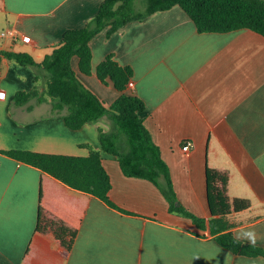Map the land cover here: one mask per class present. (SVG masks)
Wrapping results in <instances>:
<instances>
[{
	"label": "crops",
	"instance_id": "obj_1",
	"mask_svg": "<svg viewBox=\"0 0 264 264\" xmlns=\"http://www.w3.org/2000/svg\"><path fill=\"white\" fill-rule=\"evenodd\" d=\"M104 0H0V31L13 27L31 36L3 38L0 50L31 53L38 62L60 43L67 29L85 26ZM93 72L72 64L83 82L110 105L120 94L103 82L98 64L112 53L133 68L128 91L145 102L142 115L168 163L180 202L211 217L207 168L228 174L230 199L251 206L229 216L233 233L253 231L264 245V35L250 28L199 32L179 5L129 22L110 36L92 40ZM44 74L7 57L0 73V264H264V256L233 253L191 218L171 212L157 185L127 176L113 155L103 151L112 187L110 198L59 184L70 199L86 205L71 249L52 232L37 229L42 170L2 150L87 155L102 150L99 129L108 117L79 129L68 127L67 109L53 100L32 98L16 104L18 90H44ZM191 143L189 150L183 145ZM249 242L248 240H244Z\"/></svg>",
	"mask_w": 264,
	"mask_h": 264
},
{
	"label": "trees",
	"instance_id": "obj_2",
	"mask_svg": "<svg viewBox=\"0 0 264 264\" xmlns=\"http://www.w3.org/2000/svg\"><path fill=\"white\" fill-rule=\"evenodd\" d=\"M181 6L195 22L199 32H225L250 28L264 35V0H104L96 15L85 25L67 29L63 38L41 62L29 52L0 50V73L5 56L35 69L36 80L44 74V90L35 85L30 90L15 93L16 104L37 97L39 102L48 95L56 112L67 109L63 117L68 127L79 129L103 117L111 121V129H99L102 150L90 144L87 155L47 153L26 149L2 150L14 158L42 170L39 191L37 229L52 232L61 244L71 249L79 232L86 205L70 199L63 188L47 178L51 176L64 185L92 194L113 208L121 209L109 196L110 175L103 164V151L116 157L127 176L142 177L154 182L169 203L171 212L189 217L201 229L209 228L223 247L235 254L264 256V245L234 239L228 216L251 206L248 199H230L228 174L207 168V191L211 217L207 220L183 205L174 187L170 167L162 156L143 118L144 100L128 91L133 68L118 62L110 53L98 64L96 73L105 83L111 81L119 96L108 105L87 86L72 64L79 58L84 74L93 72L91 40L101 31L110 36L129 22L148 15ZM179 203V204H177Z\"/></svg>",
	"mask_w": 264,
	"mask_h": 264
},
{
	"label": "built area",
	"instance_id": "obj_3",
	"mask_svg": "<svg viewBox=\"0 0 264 264\" xmlns=\"http://www.w3.org/2000/svg\"><path fill=\"white\" fill-rule=\"evenodd\" d=\"M1 37L3 38H13V39H19L21 38L23 41H30L31 40V36L28 34H23L21 33L17 28H13V27H8L3 29L0 32ZM129 87H133L134 86V80L131 79L128 83ZM3 94V91L0 92V95ZM191 143L187 142L186 144L183 145V149L184 150H189L191 148Z\"/></svg>",
	"mask_w": 264,
	"mask_h": 264
},
{
	"label": "clouds",
	"instance_id": "obj_4",
	"mask_svg": "<svg viewBox=\"0 0 264 264\" xmlns=\"http://www.w3.org/2000/svg\"><path fill=\"white\" fill-rule=\"evenodd\" d=\"M234 239L238 242L241 240H248L251 245H255L256 234L253 231L237 232L234 235Z\"/></svg>",
	"mask_w": 264,
	"mask_h": 264
},
{
	"label": "rangeland",
	"instance_id": "obj_5",
	"mask_svg": "<svg viewBox=\"0 0 264 264\" xmlns=\"http://www.w3.org/2000/svg\"><path fill=\"white\" fill-rule=\"evenodd\" d=\"M2 30H3V29H2ZM2 30H1V31H2ZM1 31H0V32H1Z\"/></svg>",
	"mask_w": 264,
	"mask_h": 264
},
{
	"label": "water",
	"instance_id": "obj_6",
	"mask_svg": "<svg viewBox=\"0 0 264 264\" xmlns=\"http://www.w3.org/2000/svg\"><path fill=\"white\" fill-rule=\"evenodd\" d=\"M177 204H179V203H177Z\"/></svg>",
	"mask_w": 264,
	"mask_h": 264
}]
</instances>
